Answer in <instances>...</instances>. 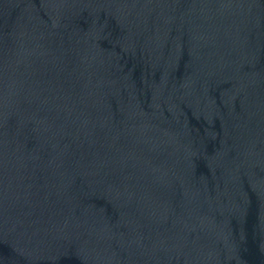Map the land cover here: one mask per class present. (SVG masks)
<instances>
[{
  "label": "water",
  "instance_id": "obj_1",
  "mask_svg": "<svg viewBox=\"0 0 264 264\" xmlns=\"http://www.w3.org/2000/svg\"><path fill=\"white\" fill-rule=\"evenodd\" d=\"M0 264H264V0H0Z\"/></svg>",
  "mask_w": 264,
  "mask_h": 264
}]
</instances>
